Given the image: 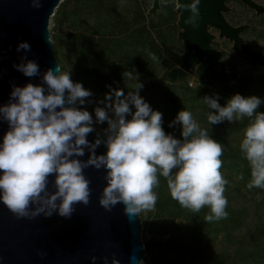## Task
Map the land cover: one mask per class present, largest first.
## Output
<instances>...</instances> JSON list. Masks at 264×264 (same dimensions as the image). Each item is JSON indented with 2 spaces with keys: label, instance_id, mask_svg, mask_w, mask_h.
<instances>
[{
  "label": "clouds",
  "instance_id": "obj_1",
  "mask_svg": "<svg viewBox=\"0 0 264 264\" xmlns=\"http://www.w3.org/2000/svg\"><path fill=\"white\" fill-rule=\"evenodd\" d=\"M163 2L172 3L181 13L189 10L184 23L199 26L200 0ZM29 5L36 9L42 6L41 0H29ZM30 48L26 40L17 44V52L24 50L25 55L13 67L27 77L39 76L41 83L13 85L9 101L0 105V120L9 126L0 140V201L17 218L53 213L70 217L76 204L87 205L91 188L84 169L90 166L105 170L106 184L99 196L105 210L122 203L125 214L132 218L154 209L158 198L154 189L163 177L171 198L181 207L193 213L207 207L204 220L208 222L228 216L224 191L229 181L220 171L224 147L190 109L182 108L169 122V127L179 125L180 138L166 133L162 113L140 95L143 83L136 76L134 83L126 84L130 89L127 94L110 88L102 101L104 107L94 108V120L87 109L77 106L86 103L91 90L73 82L70 70H62L58 63L41 75L38 63L27 59ZM148 55L153 61L158 59L154 53ZM122 75L124 80L133 79L127 70ZM201 103L208 109L210 125L249 118L239 142L240 153L250 168L245 187L264 189V112L257 110L264 100L235 93L224 105L218 96L209 95L203 96ZM105 121L102 135L89 141L87 134L94 130V123ZM101 143L106 152L97 154ZM86 148L88 158L79 159ZM89 259L96 264L98 257L91 255ZM102 264L120 261L113 254L111 260L102 257Z\"/></svg>",
  "mask_w": 264,
  "mask_h": 264
},
{
  "label": "rangeland",
  "instance_id": "obj_2",
  "mask_svg": "<svg viewBox=\"0 0 264 264\" xmlns=\"http://www.w3.org/2000/svg\"><path fill=\"white\" fill-rule=\"evenodd\" d=\"M256 1L264 4V0ZM227 5L232 11L225 13L231 22L249 26L243 35L256 55L230 50L228 39L217 38L214 46L228 48L226 56L231 61L225 73L215 68L208 76L198 64L181 77L167 76L179 66V55L186 50L178 37L181 28L172 3L161 0V8L153 14L152 0H62L51 17L56 58L62 70H70L73 82L91 90L86 103L77 106L87 109L94 120V108L104 107L102 101L110 88L127 94V85L138 76L143 83L140 95L162 113L166 133L180 138L179 125L169 127V122L186 108L210 135L224 136L219 141L224 147L220 171L229 181L224 191L228 216L205 221L207 207L199 213L181 207L171 198L165 178L159 177L154 209L139 214L146 245L140 264H264V189L245 187L250 168L239 150L249 118L210 125L208 109L201 103L209 95L218 96L224 105L235 93L264 100V13H256L240 0H228ZM149 52L158 59L153 61ZM125 70L132 80H124ZM167 105L174 106L175 115ZM257 110L264 112V103ZM106 127V121L94 123L101 135ZM241 174L243 178L237 179Z\"/></svg>",
  "mask_w": 264,
  "mask_h": 264
},
{
  "label": "water",
  "instance_id": "obj_3",
  "mask_svg": "<svg viewBox=\"0 0 264 264\" xmlns=\"http://www.w3.org/2000/svg\"><path fill=\"white\" fill-rule=\"evenodd\" d=\"M62 0H41L38 9L29 5V0H0V105L9 101L13 85L41 83L39 76L27 77L13 67L19 63L25 51L17 52V44L26 40L31 48L27 59L35 60L41 75L58 62L51 40L50 20ZM228 0H200L201 20L193 28L184 23L189 10L179 13L178 37L186 50L179 56L181 65L167 73L170 78L181 77L191 71L194 64L206 76L210 69L218 65L225 73L226 60L221 59V51L212 47L214 35L209 27L220 31V36L233 41V48H240L245 55L254 56L241 36L247 25L233 26L226 18ZM257 13H264V5L255 0H240ZM183 3L189 0H182ZM161 7L160 0H152L151 12L155 14ZM60 65V64H59ZM6 121L0 120V140L8 130ZM100 134L94 130L87 134L94 141ZM106 152L101 143L96 153ZM89 152L85 149L87 159ZM90 180V200L87 205L76 204L70 217L56 213L51 216L38 215L35 218H17L0 201V264H92L89 257H98L96 264H102V257L111 260L115 254L120 264H140L146 245L142 240V220L140 215L129 218L124 205L117 203L111 211L99 204V196L106 184L105 170L88 167L84 169ZM43 252L44 255H39ZM134 258V261H133Z\"/></svg>",
  "mask_w": 264,
  "mask_h": 264
},
{
  "label": "flooded vegetation",
  "instance_id": "obj_4",
  "mask_svg": "<svg viewBox=\"0 0 264 264\" xmlns=\"http://www.w3.org/2000/svg\"><path fill=\"white\" fill-rule=\"evenodd\" d=\"M256 1V0H255ZM258 2V1H257ZM260 3V2H259ZM261 4H263V3H261ZM160 5H161V0H160ZM264 5V4H263ZM229 7V6H228ZM161 8V7H160ZM173 9H174V7H173ZM253 10V9H252ZM230 11H232L231 10V8H229L228 9V11H226V13L227 12H230ZM255 11V10H254ZM174 12H177V10H174ZM256 12V11H255ZM178 13V12H177ZM226 13H225V16H226V18H227V20L233 25V26H239V25H236V24H234L233 22H231V20H230V18L228 17V15H226ZM257 13V12H256ZM178 19H179V13H178ZM241 25H245V24H241ZM249 26L247 25L246 26V28H245V30L248 28ZM244 30V31H245ZM209 31L214 35V38H213V40H212V47L213 48H215V49H217V50H220L221 51V59H223V60H226V63H225V68H226V66H227V64L231 61L229 58H227V56H226V53H227V51H228V48H224L223 46H221V47H217V46H214V41L218 38V39H220V40H224V38L225 37H221L220 36V31L218 30V29H216L215 27H212V26H210L209 27ZM244 31H242L241 32V36L243 37V39H244V41H245V38H244V35H243V33H244ZM227 39V38H226ZM228 41H230L229 43H230V45H227V47H229V49L231 50V49H233V50H236V51H241L242 52V50L240 49V48H238V49H234L233 48V41L232 40H230V39H228ZM246 42V41H245ZM232 43V44H231ZM247 43V42H246ZM248 44V43H247ZM248 46H249V48L252 50V48H251V46L248 44ZM184 52V51H183ZM182 52V53H183ZM252 52L254 53V51L252 50ZM181 53V54H182ZM243 53V52H242ZM180 54V55H181ZM179 55V56H180ZM254 55H256L255 53H254ZM251 56V55H250ZM181 60V59H180ZM181 65V61H180V63H179V66ZM195 65L196 64H194L193 65V67H195ZM178 66V67H179ZM178 67H175V68H178ZM192 67V68H193ZM175 68H172L171 70H173V69H175ZM219 69V71L221 72V70H220V68H219V66L218 65H216V66H213L211 69H210V71L211 70H213V69ZM192 70V69H191ZM190 72V71H189ZM184 75V74H183ZM182 75V76H183Z\"/></svg>",
  "mask_w": 264,
  "mask_h": 264
},
{
  "label": "trees",
  "instance_id": "obj_5",
  "mask_svg": "<svg viewBox=\"0 0 264 264\" xmlns=\"http://www.w3.org/2000/svg\"><path fill=\"white\" fill-rule=\"evenodd\" d=\"M171 102L174 105L175 100H172ZM173 105H167V107L169 108V110L171 109V112L173 113V115H175L174 110H173L174 109ZM212 136H213V138L217 139L218 141H220V140L224 141V136L222 134L220 135L217 132H213Z\"/></svg>",
  "mask_w": 264,
  "mask_h": 264
}]
</instances>
